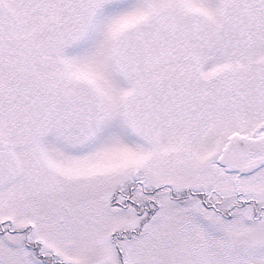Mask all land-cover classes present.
<instances>
[{"label": "snow or ice", "instance_id": "obj_1", "mask_svg": "<svg viewBox=\"0 0 264 264\" xmlns=\"http://www.w3.org/2000/svg\"><path fill=\"white\" fill-rule=\"evenodd\" d=\"M0 264H264V0H0Z\"/></svg>", "mask_w": 264, "mask_h": 264}]
</instances>
